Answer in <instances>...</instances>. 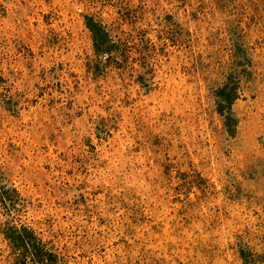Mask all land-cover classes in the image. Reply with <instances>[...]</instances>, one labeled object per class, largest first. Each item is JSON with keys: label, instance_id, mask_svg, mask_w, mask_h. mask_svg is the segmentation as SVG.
Segmentation results:
<instances>
[{"label": "rangeland", "instance_id": "obj_1", "mask_svg": "<svg viewBox=\"0 0 264 264\" xmlns=\"http://www.w3.org/2000/svg\"><path fill=\"white\" fill-rule=\"evenodd\" d=\"M245 247L264 257V0H0V264Z\"/></svg>", "mask_w": 264, "mask_h": 264}, {"label": "trees", "instance_id": "obj_2", "mask_svg": "<svg viewBox=\"0 0 264 264\" xmlns=\"http://www.w3.org/2000/svg\"><path fill=\"white\" fill-rule=\"evenodd\" d=\"M85 25L92 33L95 52L102 53L103 56H105L106 54H111L113 51L118 49L117 46L110 40L105 27L100 22L92 19L91 16H85ZM236 88L237 86H234L233 84L230 87L221 88L218 92L220 98V101L218 102V111L224 117V125L228 132H230L232 128L230 104L234 99V95H236ZM33 239L34 236H20L21 243L30 247L29 254L33 263H43L45 260H49L48 258L44 259L41 256L42 252L33 250ZM45 255H49V253L45 251ZM239 256L242 260V264H264L263 256H259L258 254L251 252L249 249H246V247L239 250Z\"/></svg>", "mask_w": 264, "mask_h": 264}]
</instances>
